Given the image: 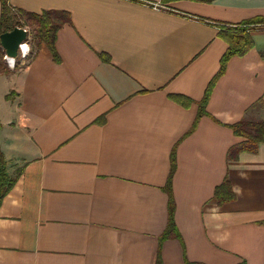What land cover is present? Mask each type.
I'll use <instances>...</instances> for the list:
<instances>
[{"label":"crops","instance_id":"obj_1","mask_svg":"<svg viewBox=\"0 0 264 264\" xmlns=\"http://www.w3.org/2000/svg\"><path fill=\"white\" fill-rule=\"evenodd\" d=\"M9 3L71 24L59 62L42 45L0 74V151L21 173L0 206V264H156L158 251L162 264H264V144L228 161L244 141L229 125L264 121V25L192 131L228 47L220 28L264 18V0ZM171 174L177 232L162 243ZM226 178L236 199L219 206Z\"/></svg>","mask_w":264,"mask_h":264},{"label":"trees","instance_id":"obj_2","mask_svg":"<svg viewBox=\"0 0 264 264\" xmlns=\"http://www.w3.org/2000/svg\"><path fill=\"white\" fill-rule=\"evenodd\" d=\"M177 0H165V2H173ZM197 2L209 3L212 0H192ZM1 2V17H0V36L4 33L11 32L15 28H30L32 31L31 38L28 39L29 43L32 41L33 49L27 61H32L42 45H45L55 62H59V57L56 51V41L59 31L68 24H71L70 15L66 12L58 11H44L41 14L28 13L21 10H15L11 7L9 0H0ZM264 25V18H257L248 21L237 27H221L218 37L227 44V50L220 61V70L217 75L210 82L203 100L199 104V114L196 119L193 130H196L198 122L203 116H210L206 111V107L210 100L212 91L217 81L224 75L227 65L231 59L235 57H244L254 49V40L251 35L252 30L258 26ZM28 36L30 32L28 31ZM21 68V62L16 63L14 69L8 67L5 61V53L1 47L0 41V74L10 75L17 72ZM9 99V96L7 97ZM173 99L183 106H188L191 101L184 97L174 96ZM234 135L238 138L244 139L242 143L229 149L228 161H237L242 153L254 154L258 151L260 145L264 144V121L263 120H250L244 119L234 125H229ZM175 161L173 160V163ZM21 173H18L15 178H9L6 175V161L0 151V206L4 198L10 193ZM172 174L170 175L166 192L169 196V218L166 231L164 232L161 242L173 237L177 232L174 214L175 202L173 199V192L171 189ZM236 195L233 187L228 178L216 188L214 201L217 205H223L234 201ZM156 264L161 263L160 251L156 255Z\"/></svg>","mask_w":264,"mask_h":264},{"label":"water","instance_id":"obj_3","mask_svg":"<svg viewBox=\"0 0 264 264\" xmlns=\"http://www.w3.org/2000/svg\"><path fill=\"white\" fill-rule=\"evenodd\" d=\"M27 40L28 31L23 28H15L0 36L1 47L8 58H17L20 45Z\"/></svg>","mask_w":264,"mask_h":264},{"label":"built area","instance_id":"obj_4","mask_svg":"<svg viewBox=\"0 0 264 264\" xmlns=\"http://www.w3.org/2000/svg\"><path fill=\"white\" fill-rule=\"evenodd\" d=\"M27 30V29H25ZM28 31V30H27ZM23 44H27L28 47H29V40H27L25 43ZM22 45V44H21ZM20 45V46H21ZM30 52H31V49H29L27 55H25L22 51H21V47H19V50H18V57L17 58H8L7 56H5V60L8 64V66L11 68V69H14L15 65H16V61L18 58H22V59H26L29 55H30ZM7 57V59H6Z\"/></svg>","mask_w":264,"mask_h":264},{"label":"rangeland","instance_id":"obj_5","mask_svg":"<svg viewBox=\"0 0 264 264\" xmlns=\"http://www.w3.org/2000/svg\"><path fill=\"white\" fill-rule=\"evenodd\" d=\"M29 32H30V36H29V39L31 38V34H32V31H31V29L30 28H26ZM29 49H33V46H32V41H31V43H29ZM30 56V55H29ZM29 57H27L26 59H22V58H18L17 59V61H16V63H20V62H26L27 61V59H28ZM6 61V60H5ZM9 67V66H8ZM10 68V67H9ZM11 69V68H10Z\"/></svg>","mask_w":264,"mask_h":264},{"label":"clouds","instance_id":"obj_6","mask_svg":"<svg viewBox=\"0 0 264 264\" xmlns=\"http://www.w3.org/2000/svg\"><path fill=\"white\" fill-rule=\"evenodd\" d=\"M20 47H21V51H22L25 55H27V53H28V51H29V47H28V45H27V44H22ZM6 59H7V57H6Z\"/></svg>","mask_w":264,"mask_h":264}]
</instances>
